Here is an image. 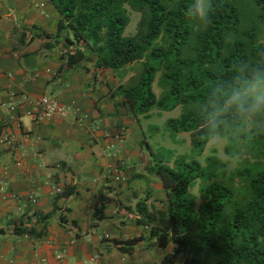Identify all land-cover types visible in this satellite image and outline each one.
<instances>
[{
  "label": "trees",
  "instance_id": "trees-1",
  "mask_svg": "<svg viewBox=\"0 0 264 264\" xmlns=\"http://www.w3.org/2000/svg\"><path fill=\"white\" fill-rule=\"evenodd\" d=\"M52 3L59 32H69L64 45H77L68 52L69 66L89 55L97 68L114 72L142 63L137 80L120 88L135 116L181 107L168 129L191 135L195 157L215 136L228 139L230 157L240 154L241 145L252 155L241 154L243 162L230 176L216 156L206 159L207 166L186 155L176 156L173 166L168 161L175 153L153 156L147 174L160 180L166 202H138L137 223L149 229L148 237L116 240L114 246L132 254L144 241L161 250L173 245L162 264H264V98L256 100L264 88V0H211L207 25L186 15L194 0ZM128 7L141 15L134 36H125ZM158 75L160 97L154 91ZM198 181L200 207L191 192Z\"/></svg>",
  "mask_w": 264,
  "mask_h": 264
},
{
  "label": "crops",
  "instance_id": "crops-1",
  "mask_svg": "<svg viewBox=\"0 0 264 264\" xmlns=\"http://www.w3.org/2000/svg\"><path fill=\"white\" fill-rule=\"evenodd\" d=\"M59 22L52 0H0V264H162L173 245L144 241L126 254L113 243L148 237L138 202H166L147 174V123L126 104L120 71L91 55L69 66L77 45H64ZM46 95L79 107L83 121L35 122ZM122 161L127 180L116 183L110 170Z\"/></svg>",
  "mask_w": 264,
  "mask_h": 264
},
{
  "label": "rangeland",
  "instance_id": "rangeland-1",
  "mask_svg": "<svg viewBox=\"0 0 264 264\" xmlns=\"http://www.w3.org/2000/svg\"><path fill=\"white\" fill-rule=\"evenodd\" d=\"M128 13L131 22L125 31V36H134L136 34L137 25L141 20V15L135 11H132L129 7ZM142 70V63H135L134 65L128 66L125 70L120 71L122 75L125 76L124 82L127 83L125 86H128L130 85V83L136 81L140 76ZM159 79L160 75H158L156 83L154 84V91L157 97H160L163 92V89H161V87H159L158 85ZM261 90L262 92H264V88ZM181 113V107H178L172 112L154 109L152 111L151 117H149L148 120L147 118L143 117L144 122L147 123V133L152 137L151 139L153 141V156L169 158L173 153H175L168 161L171 166H173L175 158L178 155H186L190 159L196 158L201 162L203 166H207L206 159L208 157L216 156L222 163L225 164V172L227 176L233 174L234 171L241 166V162H243V156L248 159L252 158V155L249 156V154L251 153L249 152L246 145L239 146L240 154L235 157H230L225 152V147L228 144V139L220 136H215V138L210 141L204 154L201 157H195L191 149V135L189 133H173L168 129L167 121L172 118H179ZM149 124L154 125L149 126ZM154 128L157 130H155ZM251 128V126H248L246 132H249ZM238 181L239 179L236 180V187L240 188L242 192L245 191L244 184L239 183ZM200 184L201 181H198L195 187H193L191 190V192L196 196L198 207H200V205L202 204V200L199 195ZM160 203H162V201Z\"/></svg>",
  "mask_w": 264,
  "mask_h": 264
},
{
  "label": "built area",
  "instance_id": "built-area-1",
  "mask_svg": "<svg viewBox=\"0 0 264 264\" xmlns=\"http://www.w3.org/2000/svg\"><path fill=\"white\" fill-rule=\"evenodd\" d=\"M36 110L33 112V117L37 122L51 121V120H66L71 114L70 107L60 103L57 99L44 96L36 103ZM76 109L75 113L78 114ZM112 177L116 182H123L125 179V172L123 167L116 166L111 171Z\"/></svg>",
  "mask_w": 264,
  "mask_h": 264
},
{
  "label": "clouds",
  "instance_id": "clouds-1",
  "mask_svg": "<svg viewBox=\"0 0 264 264\" xmlns=\"http://www.w3.org/2000/svg\"><path fill=\"white\" fill-rule=\"evenodd\" d=\"M212 11H213V6L211 4V0H194V4L187 10L186 15L189 16L190 18L199 20L204 25H207L208 23H210V13ZM46 96H48V95H46ZM48 97L55 98V97H52V96H48ZM262 98H264V92H261L256 97L257 102H259ZM237 100H238V98L234 97L232 102L235 103ZM64 105H66V104H64ZM66 106L70 107V109H71V114H70L69 118L66 119V120H73L76 123H79V122L83 121L84 116L82 114L79 115L81 113V109L79 107L72 108L70 105H66ZM76 109L79 110L78 114L75 113ZM172 119H176V118H172ZM35 122H37V121L35 120ZM37 123H41V122H37ZM114 156H116V154H114ZM117 166L123 167L124 172H125V179H124L123 182H116V181H114V182H116V183H124V182H126V171H125V167H124V161L120 162V164H118ZM112 169L110 170V176L111 177H112V174H111ZM106 237H108V236H106Z\"/></svg>",
  "mask_w": 264,
  "mask_h": 264
}]
</instances>
